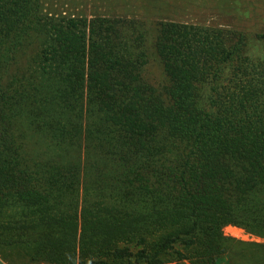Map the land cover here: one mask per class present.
I'll return each mask as SVG.
<instances>
[{
	"label": "trees",
	"instance_id": "1",
	"mask_svg": "<svg viewBox=\"0 0 264 264\" xmlns=\"http://www.w3.org/2000/svg\"><path fill=\"white\" fill-rule=\"evenodd\" d=\"M258 46L264 34L246 30L54 18L41 0H0L7 260L245 262L224 227L264 238ZM180 245L190 254L166 258Z\"/></svg>",
	"mask_w": 264,
	"mask_h": 264
},
{
	"label": "rangeland",
	"instance_id": "2",
	"mask_svg": "<svg viewBox=\"0 0 264 264\" xmlns=\"http://www.w3.org/2000/svg\"><path fill=\"white\" fill-rule=\"evenodd\" d=\"M41 4L42 12L54 18L87 17L90 20L97 16H118L147 19L152 22L176 21L225 29L233 28L246 30L253 35L264 34V0H41ZM256 50L258 55L264 52V48L260 46ZM224 233L230 236L232 233L251 235L244 228L234 225L225 226ZM177 250L190 254L180 245L175 251L168 253L166 258L177 257ZM13 252L7 247H2L0 250V253L5 258H10L11 262H13ZM130 260L133 259H127L124 264ZM180 263L191 264L189 260H182Z\"/></svg>",
	"mask_w": 264,
	"mask_h": 264
},
{
	"label": "crops",
	"instance_id": "3",
	"mask_svg": "<svg viewBox=\"0 0 264 264\" xmlns=\"http://www.w3.org/2000/svg\"><path fill=\"white\" fill-rule=\"evenodd\" d=\"M232 236H234L236 239L241 240L244 242V245L246 247L245 250V255H247V259L245 262H241V263H237V264H260L259 262V252L264 254L263 251H260L259 246L261 245L263 248H261L262 250H264V238L256 236V235H246L243 233H239V234H231ZM261 254V255H262ZM260 255V257H261ZM264 256V255H263ZM261 261L263 262V260L261 259ZM0 264H12L9 260H7V258H4V256L2 255V253H0ZM158 264H177L176 262H163V263H158ZM236 264V263H233Z\"/></svg>",
	"mask_w": 264,
	"mask_h": 264
}]
</instances>
